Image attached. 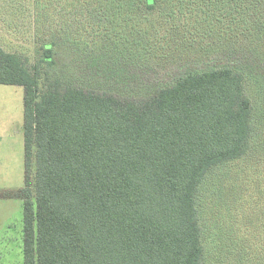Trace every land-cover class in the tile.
<instances>
[{
	"label": "trees",
	"instance_id": "1",
	"mask_svg": "<svg viewBox=\"0 0 264 264\" xmlns=\"http://www.w3.org/2000/svg\"><path fill=\"white\" fill-rule=\"evenodd\" d=\"M27 1L58 36L0 46V84L23 87V264H247L225 193L264 137V0Z\"/></svg>",
	"mask_w": 264,
	"mask_h": 264
},
{
	"label": "rangeland",
	"instance_id": "2",
	"mask_svg": "<svg viewBox=\"0 0 264 264\" xmlns=\"http://www.w3.org/2000/svg\"><path fill=\"white\" fill-rule=\"evenodd\" d=\"M27 2V0H0V46L7 51L32 58L36 50L34 42L39 39V35L46 38H56L58 35L51 30L53 26L46 27L45 23L39 25L34 22ZM69 48L68 42L59 37L58 63L62 67H70L72 64ZM187 70H192V66ZM183 73L185 70L180 69L171 77L175 78ZM172 78L168 80L171 81ZM22 111L23 87L0 84V264H23L22 201L10 195L23 185L24 180ZM239 167L242 170L240 169L238 174ZM231 170V182L225 196L227 207L229 206L231 211L234 209L233 212H229L230 217L226 219V226L231 227V234L236 238V242L245 245L249 250L248 255L251 256L247 264H255L257 261L258 264L264 263V137L262 135L247 160L238 162ZM230 195L233 198L236 196L234 205ZM221 196L217 197L219 200L215 210L216 212L219 210L217 212L219 215L220 202L224 201V197ZM229 199L233 207H230ZM262 246V255L257 258L254 252L259 247L262 249ZM233 258H229L228 264L240 262ZM226 260L228 261L227 258Z\"/></svg>",
	"mask_w": 264,
	"mask_h": 264
},
{
	"label": "crops",
	"instance_id": "3",
	"mask_svg": "<svg viewBox=\"0 0 264 264\" xmlns=\"http://www.w3.org/2000/svg\"><path fill=\"white\" fill-rule=\"evenodd\" d=\"M0 260H1V258H0Z\"/></svg>",
	"mask_w": 264,
	"mask_h": 264
}]
</instances>
